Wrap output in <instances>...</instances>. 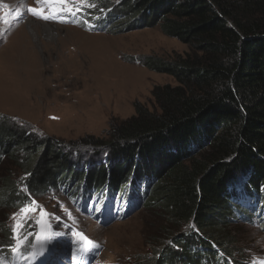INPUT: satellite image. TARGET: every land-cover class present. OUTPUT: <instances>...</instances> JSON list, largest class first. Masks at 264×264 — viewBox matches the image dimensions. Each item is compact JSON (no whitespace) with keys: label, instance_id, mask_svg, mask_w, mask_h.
Instances as JSON below:
<instances>
[{"label":"trees","instance_id":"trees-1","mask_svg":"<svg viewBox=\"0 0 264 264\" xmlns=\"http://www.w3.org/2000/svg\"><path fill=\"white\" fill-rule=\"evenodd\" d=\"M98 1L87 11L101 23L95 30L160 24L190 45L170 61L143 60L177 84L155 86L158 108L136 103L133 116L112 125L111 141L87 140V163L1 114L0 168L13 164L0 169V206L16 212L53 189L99 222L145 206L165 226L139 264H245L233 260L240 250L227 229L246 220L264 230V0ZM1 230L11 260V228Z\"/></svg>","mask_w":264,"mask_h":264},{"label":"rangeland","instance_id":"rangeland-1","mask_svg":"<svg viewBox=\"0 0 264 264\" xmlns=\"http://www.w3.org/2000/svg\"><path fill=\"white\" fill-rule=\"evenodd\" d=\"M79 4L84 5L89 21L87 11L100 2L0 0V115L9 119V127L23 128L24 123L40 137L63 142V150L74 162L76 157L70 152L78 150L82 156L77 159L87 163L83 155L94 154L87 140L111 141L112 125L133 116L136 103L158 108L152 94L155 86L177 84L172 75L150 69L143 60L155 56L170 61L185 56L191 47L165 34L160 24L129 23L131 28L118 32L92 31L84 14L72 11ZM31 9L49 19L34 15ZM12 164L13 159H5L1 171ZM69 198L62 189H53L25 207L32 209L22 233L25 245L34 233L33 249L42 252L25 264H139L140 257L154 252L158 233L165 226L157 211L143 206L131 216L101 224ZM19 210L0 206L1 227L11 228L10 217ZM42 212L48 214L43 232L37 223ZM23 219V214L18 215V220ZM77 232L86 239L81 240ZM227 232L234 235L240 250L232 256L234 261L264 264V230L259 224L240 220ZM71 251H78L82 258L72 257ZM48 252H52L50 258L43 261L42 255ZM3 253L0 250V260L7 264Z\"/></svg>","mask_w":264,"mask_h":264},{"label":"snow or ice","instance_id":"snow-or-ice-1","mask_svg":"<svg viewBox=\"0 0 264 264\" xmlns=\"http://www.w3.org/2000/svg\"><path fill=\"white\" fill-rule=\"evenodd\" d=\"M30 11L33 12L34 15L40 16L43 19H49L48 16L42 15V13H37L35 9H31ZM27 191V189H25ZM32 209L30 208H21L19 210V213H13V215L10 217V219L14 222L12 227H11V236H12V246H11V252L12 253H21L25 243H26V237L22 235L24 228L26 227L28 223V213L31 212ZM23 214L24 219L23 220H18V215ZM41 220L37 221L38 224L41 226V231H44V228L46 227L47 221L46 217H48L47 213L42 212L41 214ZM77 236L81 238V240H85L86 237L80 233H76ZM50 241H46L45 243H48ZM87 243L89 245H92L93 242L91 240H88ZM42 252H35V253H29V256L32 255H41ZM0 264H3V261L0 260Z\"/></svg>","mask_w":264,"mask_h":264},{"label":"bare ground","instance_id":"bare-ground-1","mask_svg":"<svg viewBox=\"0 0 264 264\" xmlns=\"http://www.w3.org/2000/svg\"><path fill=\"white\" fill-rule=\"evenodd\" d=\"M90 29L92 31H96L95 30L96 27H91ZM34 244H35V239H33L29 245H25L21 253H12L11 254V256H12L11 260H9V258L5 256V260L7 261L6 263L7 264H16V263L22 262L23 264H25V261L29 260V257H30L29 253H33L35 251L33 249ZM2 261L4 262L3 259H2ZM27 264H29V263H27Z\"/></svg>","mask_w":264,"mask_h":264}]
</instances>
